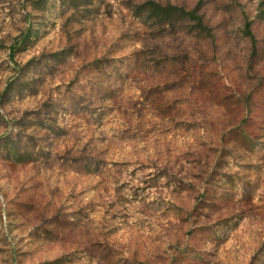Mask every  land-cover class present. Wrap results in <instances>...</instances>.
Returning <instances> with one entry per match:
<instances>
[{
	"label": "rangeland",
	"instance_id": "374dc122",
	"mask_svg": "<svg viewBox=\"0 0 264 264\" xmlns=\"http://www.w3.org/2000/svg\"><path fill=\"white\" fill-rule=\"evenodd\" d=\"M0 264H264V0H0Z\"/></svg>",
	"mask_w": 264,
	"mask_h": 264
},
{
	"label": "trees",
	"instance_id": "16d2710c",
	"mask_svg": "<svg viewBox=\"0 0 264 264\" xmlns=\"http://www.w3.org/2000/svg\"><path fill=\"white\" fill-rule=\"evenodd\" d=\"M153 11L159 15H169V14H180V16H188L191 18H195L197 16L196 12H187L185 10L179 9L177 7H161V6H155V9ZM199 20L200 26H203V22L201 19Z\"/></svg>",
	"mask_w": 264,
	"mask_h": 264
}]
</instances>
